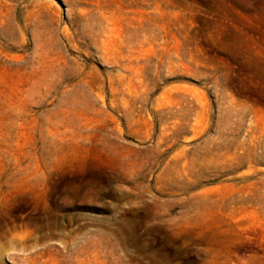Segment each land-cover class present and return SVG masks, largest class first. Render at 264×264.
I'll return each instance as SVG.
<instances>
[{
  "label": "rangeland",
  "instance_id": "rangeland-1",
  "mask_svg": "<svg viewBox=\"0 0 264 264\" xmlns=\"http://www.w3.org/2000/svg\"><path fill=\"white\" fill-rule=\"evenodd\" d=\"M0 264H264V0H0Z\"/></svg>",
  "mask_w": 264,
  "mask_h": 264
}]
</instances>
